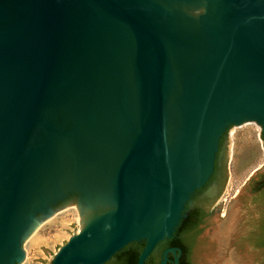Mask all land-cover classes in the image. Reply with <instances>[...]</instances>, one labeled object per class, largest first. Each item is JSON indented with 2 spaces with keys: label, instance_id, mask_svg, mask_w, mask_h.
I'll return each instance as SVG.
<instances>
[{
  "label": "water",
  "instance_id": "1",
  "mask_svg": "<svg viewBox=\"0 0 264 264\" xmlns=\"http://www.w3.org/2000/svg\"><path fill=\"white\" fill-rule=\"evenodd\" d=\"M246 123L264 139V0H0V264L72 198L51 264H145Z\"/></svg>",
  "mask_w": 264,
  "mask_h": 264
},
{
  "label": "rangeland",
  "instance_id": "2",
  "mask_svg": "<svg viewBox=\"0 0 264 264\" xmlns=\"http://www.w3.org/2000/svg\"><path fill=\"white\" fill-rule=\"evenodd\" d=\"M232 131L233 139L229 142L226 138L222 151L229 159L224 169L227 182L218 183L223 187L222 199L237 197L224 206L225 218L215 212L206 219L194 240L191 264H264V251L257 249L239 211L246 202L244 198L249 197L250 180L264 173V168H260L264 165L262 130L256 123H246ZM257 170L260 171L256 173ZM215 201L214 197L205 196L198 204L209 208ZM233 218L235 222L230 221ZM80 219L76 198L56 206L54 215L24 241L25 257L20 264H51L60 249L82 231Z\"/></svg>",
  "mask_w": 264,
  "mask_h": 264
},
{
  "label": "flooded vegetation",
  "instance_id": "3",
  "mask_svg": "<svg viewBox=\"0 0 264 264\" xmlns=\"http://www.w3.org/2000/svg\"><path fill=\"white\" fill-rule=\"evenodd\" d=\"M235 126L230 127L225 135L221 138L219 144V151L217 153L215 165H214V173L212 174L210 180L207 184L196 191L190 203L187 205L185 210V217H189L190 215H194V223L197 227V232L200 233L201 227L205 223L206 219L211 217L215 212H219L220 217L223 219L227 216L224 213V206H227L228 203H232L231 200L235 199L237 196L229 195L226 199H222L221 194L223 193V187L219 182H224L226 184L227 180H225L224 169L228 167V157L225 154H222V151L225 146V140L228 138L229 142L233 139L235 132H233V128ZM264 140V139H263ZM230 145H228L229 147ZM260 168H264V165ZM257 170L256 173H258ZM227 179V178H226ZM217 184L214 186V183ZM213 187V188H212ZM213 189L212 198L216 200L213 205L208 207L200 206L198 203L201 198L205 197L210 189ZM221 196V199H218ZM230 199V200H229ZM246 202H244L240 207V219L244 220V223L249 228V236H251L257 242V249L264 251V173L259 174L256 179L250 180L249 182V197L244 198ZM232 214L233 212H229ZM234 214V213H233ZM229 215V214H228ZM230 221L235 222L234 218ZM241 223V222H240ZM198 233V234H199ZM197 234V235H198ZM184 238V236H182ZM172 246L169 244L158 245L153 254H157L158 258L163 256L164 252L168 249H171ZM152 254V255H153ZM182 256V255H181ZM181 258V257H180ZM169 259L173 260L174 256L170 253ZM162 262V261H161ZM168 264H171L170 262ZM180 264V261H179Z\"/></svg>",
  "mask_w": 264,
  "mask_h": 264
},
{
  "label": "trees",
  "instance_id": "4",
  "mask_svg": "<svg viewBox=\"0 0 264 264\" xmlns=\"http://www.w3.org/2000/svg\"><path fill=\"white\" fill-rule=\"evenodd\" d=\"M194 223V215H190L183 219L178 227L174 237L161 243V245L169 244L172 248L182 250L180 264H191V254L194 245V240L199 232ZM184 236V238H182ZM146 242L132 243L125 247L121 252L115 255L113 260L107 264H138L139 256L143 252ZM163 256L158 258L157 254L149 257L145 264H161ZM172 264V263H171Z\"/></svg>",
  "mask_w": 264,
  "mask_h": 264
},
{
  "label": "bare ground",
  "instance_id": "5",
  "mask_svg": "<svg viewBox=\"0 0 264 264\" xmlns=\"http://www.w3.org/2000/svg\"><path fill=\"white\" fill-rule=\"evenodd\" d=\"M84 203H85V205H87L85 201H84ZM80 221H81L82 229H84L86 224H87L85 216L83 218H81Z\"/></svg>",
  "mask_w": 264,
  "mask_h": 264
}]
</instances>
